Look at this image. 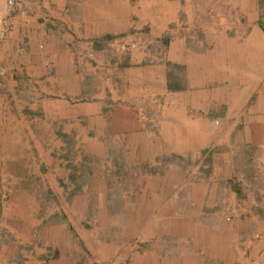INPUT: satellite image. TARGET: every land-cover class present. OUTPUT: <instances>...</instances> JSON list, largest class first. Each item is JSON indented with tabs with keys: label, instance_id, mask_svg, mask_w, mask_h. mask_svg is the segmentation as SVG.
<instances>
[{
	"label": "crops",
	"instance_id": "crops-1",
	"mask_svg": "<svg viewBox=\"0 0 264 264\" xmlns=\"http://www.w3.org/2000/svg\"><path fill=\"white\" fill-rule=\"evenodd\" d=\"M44 1L25 0L19 19L21 29L37 19L31 7L39 3L53 20L61 54L39 82L55 83L66 102L49 116L59 130L81 136L84 153L100 159L116 141L135 165L206 154L210 170L197 180L173 164L126 172L131 185L87 172L68 188L64 221L49 222L38 208L22 264H264V198H238L249 178L264 193V14L256 1L236 0L228 17L206 12L203 0ZM119 37L126 49L99 48ZM226 211L235 214L223 219Z\"/></svg>",
	"mask_w": 264,
	"mask_h": 264
},
{
	"label": "rangeland",
	"instance_id": "rangeland-1",
	"mask_svg": "<svg viewBox=\"0 0 264 264\" xmlns=\"http://www.w3.org/2000/svg\"><path fill=\"white\" fill-rule=\"evenodd\" d=\"M203 1L206 12H221L228 17L235 11L236 0ZM255 1V8L263 15L264 0ZM44 2L48 6L52 4L49 0ZM25 4V0H12L11 5L7 0H0V27L9 26L7 35L0 40V264H22L23 252L29 254L32 250L24 243L27 240L28 244L31 233L36 234L31 231V224L38 208L43 209V213L50 212L49 222L64 221L62 210L68 207V188L74 184L76 189L78 182H84L81 176L87 172H106L112 183L131 185L132 179L123 178L126 172L149 170L159 173L173 164L186 172L189 179L197 180L205 178L210 170L209 155L206 154L163 156L149 165H135L124 160L123 148L113 145L116 141L107 148V157L100 159L98 155L85 154L81 136L62 133L59 125L50 120L49 116L66 108L65 100L55 95L60 90L56 91L55 83L39 82L41 68H51L61 54L55 36L57 32L50 23L53 20L45 6L35 3L31 12L37 19L21 29L19 18ZM53 4L52 10L56 9ZM110 45L103 44L99 48L104 47L107 52L129 46L112 42ZM148 47L156 57L161 56L155 43H149ZM86 59L89 61L87 55ZM75 134L85 135V131ZM50 178L55 179L58 191L49 186L47 179ZM254 181L256 186L261 185L259 179L249 178L247 184L233 181L246 188L238 198L253 199L256 203L264 198ZM227 193L221 190L219 198L229 203L232 200ZM234 214L226 211L221 215L226 219ZM21 249L24 251L19 252Z\"/></svg>",
	"mask_w": 264,
	"mask_h": 264
},
{
	"label": "built area",
	"instance_id": "built-area-1",
	"mask_svg": "<svg viewBox=\"0 0 264 264\" xmlns=\"http://www.w3.org/2000/svg\"><path fill=\"white\" fill-rule=\"evenodd\" d=\"M7 4L11 5L12 4V0H7ZM9 29V26H4V27H0V40H2L6 35H7V31ZM116 42L124 44L125 40L122 37L117 38Z\"/></svg>",
	"mask_w": 264,
	"mask_h": 264
}]
</instances>
